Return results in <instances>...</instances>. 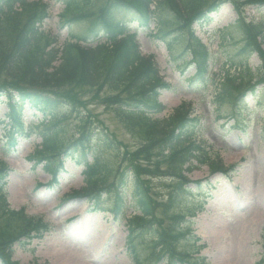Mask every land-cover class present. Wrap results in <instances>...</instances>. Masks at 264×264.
Returning a JSON list of instances; mask_svg holds the SVG:
<instances>
[{
    "label": "trees",
    "instance_id": "trees-1",
    "mask_svg": "<svg viewBox=\"0 0 264 264\" xmlns=\"http://www.w3.org/2000/svg\"><path fill=\"white\" fill-rule=\"evenodd\" d=\"M94 1L59 0L64 4L60 22L68 25L73 20H79L81 15H90L89 11L95 8ZM152 1L106 0L99 10L100 18L91 34L83 35L84 39L71 34L68 41L59 46L58 35L44 27L51 15L49 5L41 1L0 0V102H5L9 109L3 121L2 151L7 152L18 143L17 137L23 129L22 116L27 107L41 113L42 120L31 127L30 132L42 138L43 148L37 152V156L45 160V168L53 175L52 182L57 183L56 176L66 161L83 165L85 185L72 195L89 196L97 204L101 194L107 198L114 197L112 207L100 209L115 216L123 214L130 207L127 204L130 196L131 207L141 213L129 222L132 225L129 226L131 244L137 230L151 222L153 225L149 228V234L139 245L149 251L148 258L151 261L167 260L168 257L171 264H177L173 262L191 257L190 250L186 249L191 243L182 239L184 233L191 232L190 223L185 218L202 207L200 204L177 210L180 207L179 196L192 191L181 189L183 184L190 182L183 173L184 165L188 164L189 172L194 168L192 161L207 164L212 170L224 171L225 166L200 140L197 142L202 134V125L192 116L187 103L179 105L167 117L160 119L155 116L166 108L159 96L161 90L170 85L159 74L154 57L142 53L136 33L130 32L129 25L137 22L139 27L163 40L170 55L180 59L178 66L194 68L188 81L206 79L209 82L206 47L193 31L190 32L189 25L197 23L201 27L206 26L211 22L212 14L219 12L225 3L234 5L238 0H157L155 8L150 10ZM243 2L264 5V0H242L235 6L239 7L238 4ZM102 15L105 16L103 20ZM116 16L125 19L116 20ZM239 16L243 17L242 11ZM152 25L154 33L151 31ZM229 27L221 32V44L235 41L238 46L235 54L238 56L233 54L229 59L230 65L221 66L222 77L216 86L215 102L220 106L226 99L230 102L233 97L235 105L239 100H245L248 93H253L261 105L264 87L259 88L257 83L264 81V71L259 67L256 73L249 59L256 50L264 66L263 26L239 20L237 27L244 35L237 40L231 31H226ZM89 38L96 45L85 44L82 49L79 41L89 42ZM179 42L183 43V51L178 52V55L175 48ZM57 62L60 63L56 65ZM84 85L96 93L106 87L109 94L103 97L109 104H118L117 114L140 134L143 142L140 152L150 149L154 156L168 146L164 156L154 160L149 169V174L156 171L169 176L167 186L177 189V192L170 193L169 206L173 210L166 216L170 220L167 225L164 223L166 219L157 217V200L152 198L140 167L130 163L115 168L114 163L104 158L108 151L110 153L115 149V144L105 134H101L98 139L93 135L91 147L86 143L90 130L81 131L77 138L64 142V125L61 122L70 118V115L68 111L58 112L60 103L65 97L72 103L77 102V96L68 94L78 92L76 90L82 89ZM63 90L70 93L64 94ZM235 91H238V95L233 96ZM3 97L6 98L4 101ZM229 119H233L234 123L239 121L232 114H229ZM85 124L86 118L83 116L79 128L82 129ZM89 154H92L91 159ZM115 155L117 158L119 153ZM129 166L131 169H128ZM8 175V167L0 161V261L3 264H10L11 245L15 241L24 235L29 237L32 233L41 235L49 228L43 219L30 216L23 209L13 210L8 206ZM14 227L18 229L15 231ZM259 264H264V251Z\"/></svg>",
    "mask_w": 264,
    "mask_h": 264
},
{
    "label": "rangeland",
    "instance_id": "rangeland-1",
    "mask_svg": "<svg viewBox=\"0 0 264 264\" xmlns=\"http://www.w3.org/2000/svg\"><path fill=\"white\" fill-rule=\"evenodd\" d=\"M26 1L48 2L51 16L44 23V27L57 34L58 45H63L71 34L80 36L91 34L100 18L99 10L103 8L106 0H95L93 4L95 8L89 11L90 15H81L79 20H73L68 25L60 22L64 4L59 0ZM241 1H235L233 6L229 3L224 4L218 13L212 15V23L204 28H196L191 24L195 27L197 36L208 45L207 54L212 51L218 61L213 63L212 81L204 86L187 80L194 72V68L178 66L180 59L170 56L159 37L138 27L136 22L130 25V31L137 32L143 53L155 56L161 75L171 84L168 89L161 92L160 100L166 109L156 117L160 119L167 117L182 102H190L194 114L202 122L203 134H200L205 139L207 150L215 153L225 167L230 169L227 174L212 173L208 165H200L188 173V177L194 181L203 179L214 185V188L210 191V188L204 186L203 190H197L195 194L188 192L179 196L180 207L177 210L202 204L194 216L190 217L193 222L191 225L193 234L199 237L186 248L194 250L192 254L195 260L191 261L193 264H257L263 250L264 94L260 98L261 105L253 98H248L249 110L245 109L243 112L242 108L245 105L241 104V101L234 105L233 97L230 102L226 99L220 106L215 102L216 82L220 79L217 73L220 72L222 65H230L229 59L233 54L236 55L235 51L238 48L235 41L222 45L220 32L230 25L226 31H231L235 40L243 37L244 32L237 27L239 20H246L248 23L252 20L264 28V5L249 6L243 2L238 4L239 7L235 6ZM240 11L243 12V17L239 16ZM103 15L102 20L105 17ZM118 19L120 16H116V20ZM192 27L190 26V32ZM175 51L176 54L181 53L183 43L179 42ZM249 63L256 73L259 67L264 71L262 59L256 50L251 53ZM84 86L76 90L78 91L76 93L63 90L64 94L77 96V102L72 103L65 97L60 103L58 112L68 111L70 115V118L61 122L64 125V142L77 138L81 131L92 129L94 131L99 127L98 131L104 132V136L115 144V149L110 153L108 151L104 158L114 163L115 168L130 163L137 168L140 167V172L150 187L152 198L157 200V217L166 219L167 214L173 210V207L169 206L170 188L167 185L170 180L155 178L153 174H149V169L154 163L153 154L150 149L146 152L141 149L144 154L140 152L139 148L143 145L140 134L117 114L114 104H109L103 97L109 94L106 87H102L98 95L89 86ZM235 95H238V91L234 92L233 96ZM6 113V104L0 103V159L11 168L7 201L12 208H23L30 216L43 219L50 227L45 235L33 236L32 233L27 241L16 243L13 247L12 261L16 264H152L154 261L148 259L149 251L146 248L137 245L129 248L126 243L128 235L126 221L129 222L138 215V211L133 213V209L128 208L124 218L116 221L109 212L99 211L100 207H112L114 197L107 198L101 194L98 204L89 196L66 200L67 195L85 185L82 167L68 162L65 172H60V177H57L60 184L51 181L49 186H46L47 184H44L50 181L51 176L41 164L42 159L34 155L41 145L40 137L31 136L26 140H20V144L14 150H8L9 153L1 151L3 119ZM35 113V110L27 109L26 121L33 120L37 123L42 119L40 113ZM229 114L239 121L234 124L232 119H229ZM83 116L86 118V124L80 129ZM101 134L103 133L98 135L97 132L96 139ZM117 152L119 156L115 158ZM190 187L194 188V185ZM176 202L177 198L174 204ZM95 209L96 212H93ZM166 220L165 225L170 221ZM13 229L16 231L18 227ZM144 232L147 234L148 230L144 229Z\"/></svg>",
    "mask_w": 264,
    "mask_h": 264
},
{
    "label": "bare ground",
    "instance_id": "bare-ground-1",
    "mask_svg": "<svg viewBox=\"0 0 264 264\" xmlns=\"http://www.w3.org/2000/svg\"><path fill=\"white\" fill-rule=\"evenodd\" d=\"M65 262H66V258H65Z\"/></svg>",
    "mask_w": 264,
    "mask_h": 264
}]
</instances>
